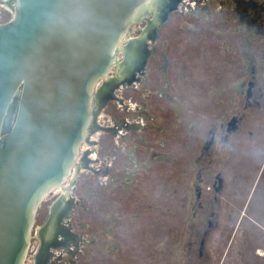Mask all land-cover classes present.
Here are the masks:
<instances>
[{
  "label": "rangeland",
  "instance_id": "rangeland-1",
  "mask_svg": "<svg viewBox=\"0 0 264 264\" xmlns=\"http://www.w3.org/2000/svg\"><path fill=\"white\" fill-rule=\"evenodd\" d=\"M245 2V16L238 0L174 10L141 80L102 85L124 103L105 102L73 203L56 202L65 184L41 204L25 264H264V0Z\"/></svg>",
  "mask_w": 264,
  "mask_h": 264
},
{
  "label": "water",
  "instance_id": "water-1",
  "mask_svg": "<svg viewBox=\"0 0 264 264\" xmlns=\"http://www.w3.org/2000/svg\"><path fill=\"white\" fill-rule=\"evenodd\" d=\"M160 1L0 0L12 13L0 24V264H25L41 204L67 183L63 198L70 195L83 144L113 98L102 83L122 71L132 29L153 18L157 35L177 9ZM41 255L37 264H45Z\"/></svg>",
  "mask_w": 264,
  "mask_h": 264
},
{
  "label": "bare ground",
  "instance_id": "bare-ground-1",
  "mask_svg": "<svg viewBox=\"0 0 264 264\" xmlns=\"http://www.w3.org/2000/svg\"><path fill=\"white\" fill-rule=\"evenodd\" d=\"M4 1L6 2V0H4ZM8 2H10V0ZM160 2H161L162 5L170 4L168 6V8H164L162 6L165 11L169 10V8L172 7V3H173L172 0H161ZM172 9H175V6H173ZM158 14H159L158 16L160 18H162L160 12ZM157 22L158 21H156V19H153V18H150L147 22H145L146 25L141 30V31H143L146 34V38L144 40L139 39V38L137 39V37L140 34L138 36H133L134 28L132 29L131 34L128 36V38H127V40L125 42L126 45H124V52H122V54H121L122 57H120L121 61L123 60L122 62L126 65L125 69L122 70V73H120V75L119 74L115 75V73H113L114 75H111L109 77V79L106 80V81H103L102 84H105V82L109 81L110 79H116V78L119 81H121V79H119L121 77L123 80L121 81V83H119L117 85V87H118L121 84V86L119 88V90H120V89L124 88V82L127 79L126 78L127 76L135 77V76H138V75L140 76L141 75L140 67L144 66L145 60L149 56V49H148L149 45H148V43H149L150 40H151L150 43H152L154 41L155 34H156L155 31L157 29L155 26H156ZM124 78H126V79H124ZM114 89L115 88H113V90ZM114 97H115V95H114ZM119 101L120 100H118V102ZM89 140H90V138H89ZM89 140L86 141L85 144L83 145V147L81 149V151H82L81 154H83L86 150L89 149L88 148ZM63 189H64V187H63ZM58 190H57L58 193H61V191H60L61 189H58ZM61 194L64 195L65 192L64 193L62 192ZM39 237H40V241H42L43 237L45 238L44 232L42 233L40 231Z\"/></svg>",
  "mask_w": 264,
  "mask_h": 264
},
{
  "label": "flooded vegetation",
  "instance_id": "flooded-vegetation-1",
  "mask_svg": "<svg viewBox=\"0 0 264 264\" xmlns=\"http://www.w3.org/2000/svg\"><path fill=\"white\" fill-rule=\"evenodd\" d=\"M172 1H174L173 2V4H172V6H176L175 7V9H176V11H179V12H182V9H184V7L185 6H188V7H192V4H193V1H196V0H177V1H175V0H172ZM198 2H199V0H198ZM238 3H239V5H241L242 6V16H245L246 15V12H247V10H248V8H251V9H253V8H255V6L256 5H253V3L252 2H245V0H238ZM178 5V6H177ZM254 10V9H253ZM260 11H262V9L261 8H259V10H255L254 12L256 13V16H253V20L252 21H254L255 19H257L258 17V12H260ZM259 15H260V13H259ZM146 25V24H145ZM165 25V24H164ZM164 25H162V27L164 26ZM161 27V28H162ZM158 33H157V35H156V37L154 38V40H156L157 38H158ZM151 41V40H150ZM150 41H149V43H148V49H149V51H150V54H149V57H148V59H147V64H148V60H149V58H150V56H151V54L153 53V48H152V46H153V42L152 43H150ZM148 65H146V67H147ZM145 70H146V68H145ZM145 70H144V72H145ZM144 72L143 73H141V76H143V74H144ZM141 76H135V77H133L135 80H136V83L137 82H139L140 80H141ZM134 82V81H133ZM125 84V83H124ZM127 84H129V83H127ZM133 85L135 84V83H132ZM121 86V85H120ZM120 86H118V87H115V89H117V88H120ZM132 86V85H131ZM126 86H124V88H125ZM129 87V86H128ZM124 88H122V89H124ZM121 90V89H120ZM116 92V91H115ZM114 95H115V97H114V99H111V100H120L121 102V104L122 103H124L123 102V100H122V98H120L116 93H114ZM103 98V97H102ZM101 98V99H102ZM117 98V99H116ZM100 104V103H99ZM102 110V109H101ZM102 114H101V111H99V113L97 114V119H96V123L98 122V120H100L101 121V119H102V116H101ZM101 117V118H100ZM121 126H118V125H114V127L116 128V132H118L119 130H121L123 127H125V126H128L127 125V122L125 121V119L121 122V123H119ZM119 133V132H118ZM96 140H94V139H90L89 140V142H95ZM85 144V143H84ZM83 144V145H84ZM89 150V149H88ZM88 152V151H87ZM86 152H84V154H85ZM84 154H82L83 156H84ZM82 158V157H81ZM92 158V157H91ZM89 159H88V157H86L85 158V162H84V165H86L85 163L88 161ZM91 161L93 160L94 161V158H92V159H90ZM92 161V162H93ZM81 165V164H80ZM74 177H72V179H73ZM72 181V180H71ZM71 183V182H70ZM72 184V183H71ZM70 184V185H71ZM61 196V198L60 199H63V200H66V201H72L73 202V197H71V196H69L68 197V195L66 194V197L65 198H63L64 196H65V194L64 195H60ZM59 199V198H58ZM57 199V200H58ZM57 200H56V202H57ZM55 202V203H56ZM54 203V204H55ZM53 204V205H54ZM53 207V206H52ZM51 211V210H50ZM50 216V215H49ZM49 219V218H48ZM48 221V220H47ZM54 253L52 252L51 253V255H53Z\"/></svg>",
  "mask_w": 264,
  "mask_h": 264
},
{
  "label": "built area",
  "instance_id": "built-area-1",
  "mask_svg": "<svg viewBox=\"0 0 264 264\" xmlns=\"http://www.w3.org/2000/svg\"><path fill=\"white\" fill-rule=\"evenodd\" d=\"M3 23H6V22H2V21L0 20V24H3Z\"/></svg>",
  "mask_w": 264,
  "mask_h": 264
}]
</instances>
